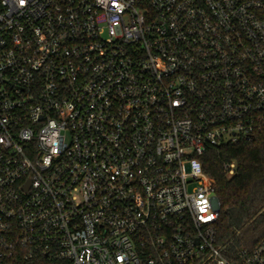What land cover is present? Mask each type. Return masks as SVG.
Wrapping results in <instances>:
<instances>
[{"label":"built area","instance_id":"obj_1","mask_svg":"<svg viewBox=\"0 0 264 264\" xmlns=\"http://www.w3.org/2000/svg\"><path fill=\"white\" fill-rule=\"evenodd\" d=\"M260 138L264 0H0V264H264L200 159Z\"/></svg>","mask_w":264,"mask_h":264},{"label":"trees","instance_id":"obj_2","mask_svg":"<svg viewBox=\"0 0 264 264\" xmlns=\"http://www.w3.org/2000/svg\"><path fill=\"white\" fill-rule=\"evenodd\" d=\"M204 171L214 178L221 201L217 237L227 252L253 248L264 237V140L227 144L200 156ZM236 162L229 176L224 163Z\"/></svg>","mask_w":264,"mask_h":264}]
</instances>
